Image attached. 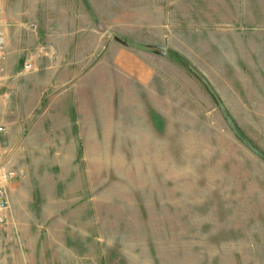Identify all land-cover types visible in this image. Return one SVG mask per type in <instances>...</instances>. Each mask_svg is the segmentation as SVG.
Segmentation results:
<instances>
[{
    "label": "rangeland",
    "instance_id": "374dc122",
    "mask_svg": "<svg viewBox=\"0 0 264 264\" xmlns=\"http://www.w3.org/2000/svg\"><path fill=\"white\" fill-rule=\"evenodd\" d=\"M109 1L99 0L102 8ZM116 1L119 15L140 3ZM69 3L74 1L52 4ZM12 27L7 20L5 69L21 70L35 46L10 35ZM175 61L180 68L167 65L166 96L160 98L165 114L148 117L121 107L118 122L106 123L101 138L102 149L111 145L112 151L81 153L78 171L69 172V184L58 185L56 193L50 185L30 184L43 176L48 181L53 169H45L42 154L31 160L29 119L3 122L0 169L28 167L15 181L28 194L18 208L31 216L9 215L0 224V257L8 251L33 264L46 258L69 264H264L261 64L252 58L225 65L211 58ZM53 172L62 179L61 171ZM7 227L14 236L5 242Z\"/></svg>",
    "mask_w": 264,
    "mask_h": 264
},
{
    "label": "crops",
    "instance_id": "0c3cea01",
    "mask_svg": "<svg viewBox=\"0 0 264 264\" xmlns=\"http://www.w3.org/2000/svg\"><path fill=\"white\" fill-rule=\"evenodd\" d=\"M53 1L0 4L4 32L9 20V34L35 46L33 69L3 72L0 123L29 119L31 160L42 154L45 169H57L63 176L52 170L48 181L43 176L30 184H47L54 191L69 184L81 153L112 151L111 145L102 149L101 138L107 136L106 123L118 122L121 107L148 117L165 114L160 98L166 96L167 65L175 69L176 58L220 59L221 65L232 58H252L255 66L261 64L258 73L264 74V0H140L120 15L116 0L104 9L99 0H73L56 8ZM236 97H243L240 89ZM11 169L16 175L8 184L7 219L29 217L18 208L28 194L15 181L25 177L28 167L23 163ZM27 230L20 232L21 238ZM1 235L5 242L11 240L13 227ZM6 252L0 264L34 263ZM44 262L69 264L54 258Z\"/></svg>",
    "mask_w": 264,
    "mask_h": 264
},
{
    "label": "built area",
    "instance_id": "2783aa9c",
    "mask_svg": "<svg viewBox=\"0 0 264 264\" xmlns=\"http://www.w3.org/2000/svg\"><path fill=\"white\" fill-rule=\"evenodd\" d=\"M34 24H32L33 26ZM7 56V44L6 35L4 29L0 26V81L5 69V59ZM33 60L31 56L25 57L23 61V69L31 70L33 69ZM6 131V126L0 123V134ZM16 175L15 170L9 168L0 169V224L6 222L7 213L10 208V200L8 193V184L10 180Z\"/></svg>",
    "mask_w": 264,
    "mask_h": 264
}]
</instances>
